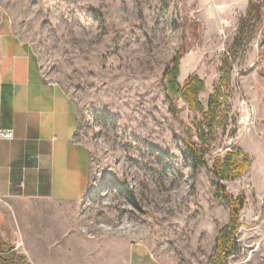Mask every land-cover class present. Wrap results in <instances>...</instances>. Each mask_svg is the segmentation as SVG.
<instances>
[{
    "label": "rangeland",
    "instance_id": "rangeland-1",
    "mask_svg": "<svg viewBox=\"0 0 264 264\" xmlns=\"http://www.w3.org/2000/svg\"><path fill=\"white\" fill-rule=\"evenodd\" d=\"M250 2L255 9L234 45ZM0 9L44 77L74 100V138L90 153V184L73 227L44 214L25 245L15 247L19 239L10 233L16 260L105 264L109 239L121 238L156 258L138 264H210L229 219L215 194L213 159L236 145L252 162L222 181L245 196L238 252L227 264H264V0H0ZM179 48L177 79L202 78L204 105L222 62L231 65L228 123L215 129L196 171L185 142L190 136L198 143L201 116L179 97L171 105L164 75Z\"/></svg>",
    "mask_w": 264,
    "mask_h": 264
},
{
    "label": "crops",
    "instance_id": "crops-1",
    "mask_svg": "<svg viewBox=\"0 0 264 264\" xmlns=\"http://www.w3.org/2000/svg\"><path fill=\"white\" fill-rule=\"evenodd\" d=\"M76 123L72 97L44 77L40 62L0 9V128L12 131L11 139L0 138L1 249L11 247L12 232L25 245V235H32L44 214L73 227L91 177L90 153L74 138ZM108 243L105 264L156 262L148 249L121 238Z\"/></svg>",
    "mask_w": 264,
    "mask_h": 264
},
{
    "label": "trees",
    "instance_id": "trees-1",
    "mask_svg": "<svg viewBox=\"0 0 264 264\" xmlns=\"http://www.w3.org/2000/svg\"><path fill=\"white\" fill-rule=\"evenodd\" d=\"M254 9V4L250 2L245 16L239 22L238 35L234 40V45L241 42L243 24L248 20ZM183 55L184 50L179 48L170 66L166 68L164 75L167 78L166 89L170 95L171 105H174L172 99L179 97L186 102L190 111L198 112L201 116V119L195 123L198 143L193 141L190 136L185 142L186 154L192 161L193 171H196L206 164L205 154L211 149L213 132L216 128H223L228 123L231 109L226 103V99L231 94L229 90L231 65L227 60L222 62L219 68L220 77L217 83L212 86L207 104L204 105L199 96L205 86L202 78L197 74H192L185 78L183 84L177 79ZM174 107L173 110L177 113L179 110ZM191 131L192 129H188V134H191ZM251 162L248 153L236 145L230 147L223 155H217L213 159L212 172L215 177V194L228 205L229 219L227 224L218 230L214 246L216 254L210 264H227L228 257L238 252V242L235 234L240 226L239 213L245 203V196L244 194L233 195L229 193L222 181L238 178L250 167ZM12 255L13 253L8 254V258H1V256L0 264H22Z\"/></svg>",
    "mask_w": 264,
    "mask_h": 264
},
{
    "label": "built area",
    "instance_id": "built-area-1",
    "mask_svg": "<svg viewBox=\"0 0 264 264\" xmlns=\"http://www.w3.org/2000/svg\"><path fill=\"white\" fill-rule=\"evenodd\" d=\"M0 138L11 139L12 138V131L10 129L0 128ZM21 242H17L15 247H18ZM4 252L0 248V255Z\"/></svg>",
    "mask_w": 264,
    "mask_h": 264
},
{
    "label": "flooded vegetation",
    "instance_id": "flooded-vegetation-1",
    "mask_svg": "<svg viewBox=\"0 0 264 264\" xmlns=\"http://www.w3.org/2000/svg\"><path fill=\"white\" fill-rule=\"evenodd\" d=\"M1 250H2V251H6V250H3V249H1ZM14 250H15L14 248H11V249H10V253H11V252H14ZM8 252H9V251H8ZM8 252H7V253H3V254H1L0 257L2 256L1 258H6V257L8 258V257H9V256L7 255V254H9Z\"/></svg>",
    "mask_w": 264,
    "mask_h": 264
},
{
    "label": "water",
    "instance_id": "water-1",
    "mask_svg": "<svg viewBox=\"0 0 264 264\" xmlns=\"http://www.w3.org/2000/svg\"><path fill=\"white\" fill-rule=\"evenodd\" d=\"M11 249V247H9L8 251Z\"/></svg>",
    "mask_w": 264,
    "mask_h": 264
}]
</instances>
